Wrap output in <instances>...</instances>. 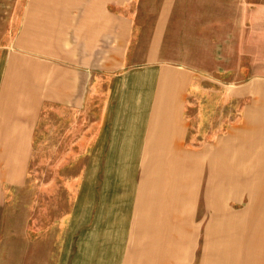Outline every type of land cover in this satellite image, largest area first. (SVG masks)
Returning <instances> with one entry per match:
<instances>
[{
  "label": "rangeland",
  "instance_id": "obj_1",
  "mask_svg": "<svg viewBox=\"0 0 264 264\" xmlns=\"http://www.w3.org/2000/svg\"><path fill=\"white\" fill-rule=\"evenodd\" d=\"M132 220L149 264H264V0H0V264H123Z\"/></svg>",
  "mask_w": 264,
  "mask_h": 264
},
{
  "label": "crops",
  "instance_id": "obj_2",
  "mask_svg": "<svg viewBox=\"0 0 264 264\" xmlns=\"http://www.w3.org/2000/svg\"><path fill=\"white\" fill-rule=\"evenodd\" d=\"M79 12L81 14H85V12H81V11H79ZM71 16H69V18H72ZM45 18L56 20V21L60 20L59 15L51 16V17H45ZM117 19L114 18L115 21ZM120 25H121V23H120ZM154 57H155V49L150 51L149 55L147 54L148 59H154ZM154 72H157V71H155L154 69H151L150 71L148 70L146 72H143V71L132 72V78L131 77L128 78V76H127L125 78V82H124V85H125L124 93L130 94L131 99L132 98L134 99L135 97H137V94L139 93V90L141 89V87L148 83V88L146 90L141 89V90H143V92L145 94H147L145 97L150 102L148 105L149 108H147V111L153 110L152 107L154 106V101H156L157 94L159 93V90H160L159 85L160 84H161L160 99L165 98L163 101H161L162 102L161 108H163V103H165L166 99H168L167 96L171 95L173 93L171 90L170 84H172L173 81L176 84L178 83L176 80H173L172 77L170 76L171 74L176 73L172 68L161 69L157 72V75H155V76H154ZM162 80H164V82H162ZM166 84H167V86H166ZM168 86H169V88H168ZM131 103H133V100H131ZM119 108H122V107H119ZM127 110H129V109H127ZM132 110L135 111L134 106H133ZM133 114H135V113H133ZM124 225H125V227L123 228V234H122L123 235V242L118 244L117 256H119L118 251H121L122 256H123V260H122L123 264H149V259H150V256L152 255V252H151L150 247H149V245H150V238L148 236L149 234H145V233L141 232L140 229L138 228L137 223L134 222V220H132L129 225H127L126 223ZM141 229H144V228L141 227ZM161 230L162 231L160 232V234H163V235H160L159 240H160V242L162 241V245L164 246V248H162V251H163L164 255L166 256L167 254L170 253V251H168V248H170V246H172V245H175L174 242L176 240V237H173L172 234H170L169 236H164L165 235V233L163 231L164 227ZM168 233H170V232H168ZM106 236H108V233L106 234ZM218 244L219 245L217 247L209 248L210 252L208 251V253H206V254L208 256L209 255H211V256L222 255V257H230L234 254H239V253L242 255L248 249L255 248L252 246H247L241 241L219 242ZM119 245H122V246L119 247ZM110 246H111V244L109 242H108V244L107 243L105 244V247L102 248L103 251H101V256H103L104 253H102V252H104V250H106V252L109 254L112 253L111 251H114L113 247L110 248ZM260 251L262 252V255L264 257V239L262 241V247H260ZM203 255L200 256L199 258L196 257V259H197L196 264H201V262H203ZM99 259L103 260L102 257H100ZM192 259H195V258H192ZM211 263L214 264V263H216V261H213V262L210 261L209 264H211ZM219 264H229V263L228 262H222ZM234 264H236V263H234Z\"/></svg>",
  "mask_w": 264,
  "mask_h": 264
}]
</instances>
